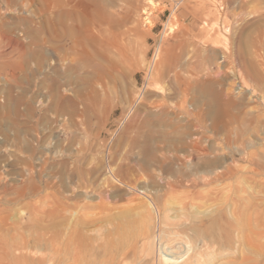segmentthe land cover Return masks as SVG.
Returning <instances> with one entry per match:
<instances>
[{
	"label": "rangeland",
	"instance_id": "obj_1",
	"mask_svg": "<svg viewBox=\"0 0 264 264\" xmlns=\"http://www.w3.org/2000/svg\"><path fill=\"white\" fill-rule=\"evenodd\" d=\"M260 97L264 0H0V242L149 264L165 228L264 264Z\"/></svg>",
	"mask_w": 264,
	"mask_h": 264
},
{
	"label": "bare ground",
	"instance_id": "obj_2",
	"mask_svg": "<svg viewBox=\"0 0 264 264\" xmlns=\"http://www.w3.org/2000/svg\"><path fill=\"white\" fill-rule=\"evenodd\" d=\"M211 6V5H210ZM215 27V26H214ZM226 32V31H225ZM207 33V32H206ZM221 38V37H220ZM216 39V38H215ZM219 40V39H218ZM222 40V39H221ZM223 43V42H222ZM220 45V44H219ZM225 61V60H224ZM179 78V77H178ZM187 82V81H186ZM187 85V84H186ZM187 87V86H186ZM160 88V87H159ZM184 89V88H183ZM262 100V102H264V99L262 97H260V101ZM224 106L226 108H228L230 105H229V102L228 101H225L224 102ZM229 109V108H228ZM231 110V108H230ZM229 111L226 109V116L228 115L229 117ZM263 152V151H262ZM264 153V152H263ZM263 169V168H262ZM260 169V170H262ZM235 170V169H233ZM264 170V169H263ZM262 170V171H263ZM259 171V170H258ZM223 174V173H222ZM259 180V179H258ZM236 186V185H235ZM260 187V186H259ZM249 188V187H247ZM246 189V188H245ZM248 192H249V189H247ZM257 190V189H256ZM238 192V191H237ZM252 192V191H251ZM257 194V193H256ZM237 195V194H236ZM241 196V195H240ZM243 196V195H242ZM242 198V197H241ZM248 198V197H247ZM246 201V200H245ZM244 201V202H245ZM249 201V200H248ZM250 202V201H249ZM245 207V205H243ZM248 206V205H246ZM253 206V205H252ZM84 207V206H83ZM238 207V206H237ZM243 208V207H242ZM168 210V209H167ZM233 210V209H232ZM165 212V211H164ZM198 213V212H196ZM208 213V212H207ZM235 213V212H234ZM238 213V212H237ZM246 213V212H245ZM232 214V213H231ZM250 214V213H249ZM185 215V214H184ZM196 215V214H195ZM251 215V214H250ZM249 215V216H250ZM177 216V215H176ZM231 216V215H230ZM237 216V215H236ZM243 215L240 214V217H242ZM248 216V217H249ZM91 217V216H90ZM190 217V216H189ZM188 217V218H189ZM232 217V216H231ZM234 217V216H233ZM83 218V217H82ZM181 218V217H180ZM87 219V218H86ZM84 218V220H86ZM182 219V218H181ZM215 219V217H214ZM233 219V218H232ZM243 218V221L246 223V226H248V230H249V234H247V231H246V234L247 236L245 237L243 243L245 242V244H247V246L251 250H256V251H259L261 252L262 254H264V234L263 232H258L257 229L259 230H263L264 227H261L259 226L260 228H258V224L257 223H252L250 221V219H245ZM83 220V219H82ZM164 222L163 224H165L167 221V216L165 217V219H163ZM185 220V219H184ZM197 220V219H196ZM201 220V219H199ZM222 220V219H221ZM88 221V219H87ZM177 221V220H176ZM183 221V220H181ZM188 221V220H187ZM186 221V222H187ZM190 221V220H189ZM188 221V222H189ZM224 221V220H223ZM231 221V220H230ZM259 221V220H258ZM162 222V220H161ZM171 222V221H170ZM173 222V221H172ZM206 222V220L204 221ZM219 222V221H218ZM225 222V221H224ZM236 222V221H235ZM238 222V221H237ZM84 223H86L84 221ZM201 222L199 221V224ZM232 223V222H231ZM234 223V222H233ZM232 223V225H233ZM75 225V223H73ZM72 224V225H73ZM77 224H78V221H77ZM168 224V223H167ZM186 224V223H185ZM193 224V223H192ZM196 224V223H195ZM235 224V223H234ZM237 224V223H236ZM155 225V224H154ZM191 225V224H190ZM194 225V224H193ZM201 225H205V223L201 224ZM244 225V223H243ZM260 225V224H259ZM264 225V223H263ZM184 226V225H183ZM231 226V225H230ZM180 227V226H179ZM185 227V226H184ZM200 227V226H198ZM237 227V226H236ZM235 229L237 230L238 227ZM242 227V225L240 226V228ZM80 228V227H79ZM155 228V227H153ZM167 228H169L167 226ZM171 228V227H170ZM176 228V227H174ZM193 228V227H192ZM220 228V227H219ZM231 228V227H230ZM234 227H232L231 229H233ZM245 228V227H244ZM252 228V229H251ZM263 228V229H262ZM49 229V228H48ZM217 229V228H216ZM243 229V228H242ZM247 229V228H246ZM171 230V229H169ZM166 231L165 228H163V230H160V238H156L157 241L160 242L159 244V247L156 248V244H155V236H152L150 239L147 240V242L145 243V246L142 248L143 252H144V257L148 259V263L149 264H209L210 263V260L213 259V257H211V252L207 253L209 249H204L202 251V246L200 245V241H198L197 239H194V238H191L189 237L187 234H185L182 230L181 231ZM173 230V229H172ZM190 229H188L189 231ZM201 231V230H200ZM177 232V233H176ZM190 232V231H189ZM194 232V231H193ZM223 232V231H222ZM236 232V231H235ZM233 231V233H235ZM238 232V231H237ZM236 232V234H237ZM73 233V232H72ZM194 234V233H193ZM170 235L173 236V238H178V237H182L183 238V251L182 252H176V253H173L172 252H169L171 253L170 256L169 255H166L164 252L166 251V249L164 247H166V245L168 244V241H170V239L168 238ZM34 236V235H33ZM186 236V237H185ZM192 236V235H191ZM198 236V235H197ZM221 236V235H220ZM235 236V234H234ZM26 237V236H25ZM32 237V236H31ZM223 237V236H222ZM237 237V236H236ZM24 238V237H23ZM23 238L20 237V240H19V243L17 244L16 243H12V244H9L7 245L4 244V243H1L0 242V264H50L52 261H53V257H50V255H47V250H46V246L44 247H41L39 245V247H33V243H31V245L29 246L27 241H25ZM77 238V237H75ZM218 238V237H217ZM74 239V238H73ZM72 239V240H73ZM207 239V238H206ZM205 239V240H206ZM238 239V237H237ZM146 240V239H145ZM201 240V238H200ZM221 240V239H220ZM224 240V239H222ZM45 241V240H44ZM217 241V240H216ZM31 242V241H30ZM57 242V241H56ZM219 242V241H218ZM239 242V241H238ZM77 243V242H76ZM157 243V242H156ZM182 243V242H181ZM30 244V243H29ZM54 244V243H53ZM56 244V243H55ZM179 244V243H178ZM206 244V243H205ZM216 244V242H215ZM219 244H222V243H219ZM45 245V244H44ZM144 245V244H143ZM207 245V244H206ZM223 245V244H222ZM235 245V243H234ZM35 246V245H34ZM162 246H164L162 248ZM217 246V245H215ZM237 246V244H236ZM59 247V246H58ZM214 247V246H213ZM224 247V246H223ZM234 247V246H233ZM238 247V246H237ZM64 248V247H63ZM212 248V247H211ZM210 248V249H211ZM222 248V246H221ZM235 248V247H234ZM246 248V247H245ZM243 248V249H245ZM248 248V250H249ZM214 249V248H213ZM217 249V248H216ZM65 250V249H64ZM219 250V249H218ZM246 250V249H245ZM247 250V251H248ZM50 251V250H49ZM169 251V249H168ZM231 251V250H230ZM233 251V250H232ZM231 251V252H232ZM41 253L39 257H37L38 253ZM73 252V251H72ZM142 252V253H143ZM213 252V251H212ZM215 252V251H214ZM219 252H221V249L219 250ZM225 252V251H223ZM235 254L233 255H237L235 251H233ZM259 252H256V254H260ZM18 253V255H16ZM139 253V252H138ZM238 253V251H237ZM218 254V253H217ZM250 254H252V252H250ZM249 254V255H250ZM255 254V256H256ZM58 255V253H57ZM136 255V254H135ZM221 255V254H220ZM243 255V254H242ZM241 255V256H242ZM248 255L247 254H244V256ZM254 255V254H253ZM253 255H250V256H253ZM261 255V254H260ZM56 256V255H55ZM61 256V255H60ZM66 256V255H65ZM76 256V255H75ZM168 256V257H167ZM172 256V257H171ZM242 256V258L244 257ZM250 256H247V257H250ZM259 256V255H257ZM264 256V255H263ZM170 257V258H169ZM257 258V257H256ZM263 258V257H261ZM36 259V260H35ZM248 259V258H247ZM259 259V258H258ZM77 260V258H76ZM80 261V259H79ZM119 261V260H118ZM146 261V260H145ZM246 261V260H245ZM243 260V262H245ZM249 261V260H248ZM252 261V260H251ZM253 261H254V258H253ZM259 261V260H258ZM30 262V263H29ZM56 262V261H55ZM85 262V261H84ZM136 262V260H135ZM242 262V263H243ZM58 263V262H56ZM67 263V262H66ZM119 263V262H118ZM246 263V262H245ZM243 263V264H245ZM250 263V261H249ZM120 264V263H119ZM222 264V263H221ZM232 264V263H231ZM235 264V263H234ZM238 264V262H237ZM252 264V263H250Z\"/></svg>",
	"mask_w": 264,
	"mask_h": 264
}]
</instances>
